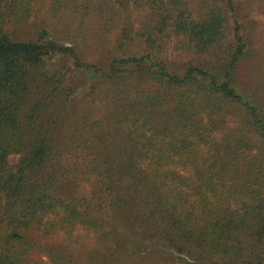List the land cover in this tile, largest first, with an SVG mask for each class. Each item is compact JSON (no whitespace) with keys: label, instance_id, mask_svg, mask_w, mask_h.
<instances>
[{"label":"trees","instance_id":"obj_1","mask_svg":"<svg viewBox=\"0 0 264 264\" xmlns=\"http://www.w3.org/2000/svg\"><path fill=\"white\" fill-rule=\"evenodd\" d=\"M115 27L117 58L84 64ZM172 41L201 66H170ZM250 54L233 0H0V264H264Z\"/></svg>","mask_w":264,"mask_h":264},{"label":"rangeland","instance_id":"obj_2","mask_svg":"<svg viewBox=\"0 0 264 264\" xmlns=\"http://www.w3.org/2000/svg\"><path fill=\"white\" fill-rule=\"evenodd\" d=\"M233 3L235 5L236 14L242 24L243 34H245V38H247L248 42H250L251 50L250 57L241 60L236 67L234 72V86L236 91L244 98L251 99L253 98V95L258 96L261 94L260 84L264 81V0H233ZM133 20L135 21L136 19ZM133 20L132 25L134 28H137L139 26L138 21L134 22ZM117 33L118 28L115 27L111 34L107 36L105 43L98 45L95 49H82V62L84 64H93L102 67L104 70L112 60V56L117 58ZM23 36L25 39H37V33L34 30H27ZM50 36L53 40H56L61 44L66 43L63 36L55 35L52 32H50ZM135 48L136 50L140 48L139 43L137 44L135 42L134 45H126L123 47V51L120 52H131L134 51ZM168 48L169 51L166 58H168L167 63L170 66L173 65L174 67H182L190 63L195 66H201V61L197 60L189 49L184 48L181 42H169ZM55 60L57 61V58H55ZM59 64L60 67H62L63 60H60ZM67 66L71 68V74H74L72 78V80H75L74 85L83 82L85 74L90 73L85 69L75 71L70 64ZM18 161L19 158L16 156L9 158V164L11 167L16 166ZM88 191V185H82L79 189V192L81 193H86ZM145 253H151V249H147ZM154 253L158 256V258H155L158 263L159 261L164 262L166 260H170L173 264H181L183 261L182 257L175 256L170 250L163 247H156ZM31 258L40 262V264H49L46 258L39 255L31 254Z\"/></svg>","mask_w":264,"mask_h":264}]
</instances>
